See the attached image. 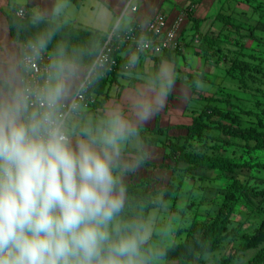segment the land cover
Segmentation results:
<instances>
[{
  "label": "clouds",
  "instance_id": "1",
  "mask_svg": "<svg viewBox=\"0 0 264 264\" xmlns=\"http://www.w3.org/2000/svg\"><path fill=\"white\" fill-rule=\"evenodd\" d=\"M65 7L57 0L52 16ZM43 19L38 12L32 22ZM55 32L30 41L27 59H40ZM79 73L57 46L42 83L12 75L0 90V264H150L151 225L122 217L121 174L139 167L123 162V150L136 124L152 117L153 101L132 100L135 121L114 107L80 123ZM162 74L170 88L167 68Z\"/></svg>",
  "mask_w": 264,
  "mask_h": 264
},
{
  "label": "trees",
  "instance_id": "2",
  "mask_svg": "<svg viewBox=\"0 0 264 264\" xmlns=\"http://www.w3.org/2000/svg\"><path fill=\"white\" fill-rule=\"evenodd\" d=\"M76 5H80L81 0H70ZM250 1V0H249ZM20 8H24L25 13L19 15ZM254 10L262 15L254 25L249 26L250 34L256 31L264 32V3L257 2ZM188 19L190 18L191 40L188 42L184 38V30L180 33L179 43L173 49L164 50L160 54L141 53L132 46L120 43L119 50L113 52L118 65L110 70L107 67L97 68L93 76L91 93L95 96V102L89 105V111L102 113L108 98V89L111 83L119 75V70L128 61L123 58V51H130L139 54L159 56L161 59L174 61L183 52V48L191 42L198 41L196 51L202 56L204 62L213 56L219 49L218 35L214 36L208 32L202 33L201 20L195 16L196 6L190 3L182 9ZM35 12L31 6L14 5L8 12L10 31L17 43L21 47V54L25 52L26 46L34 38L49 29H56L55 35L47 46V52L52 58L57 46H62L69 57L77 64L90 67L99 54L104 42L108 38L109 32L82 26L63 21L60 18L44 17L39 23H33ZM215 19L221 21L227 27H236L233 17L229 13L218 12ZM120 31V30H119ZM189 31V30H187ZM229 36L225 33L224 37ZM230 40L232 37L229 36ZM185 40V41H184ZM187 41V42H186ZM230 67L228 72L238 76V80L243 84L248 82V78L260 72L264 75V59L252 61L243 58L242 53H233L227 57ZM181 81L187 84L195 98L200 102L198 109L192 110L193 122L188 127L187 134L182 138H176L168 134V128L161 127L159 120L152 129L137 130L141 135L142 144L151 146H162L165 149L164 161L150 162L142 149L131 150L144 164L151 165L155 170L171 171L169 181L155 187L152 183L154 178H143L139 183L122 181L126 189V200L122 217L125 220L142 219L149 220L153 209H161L169 201L177 188L182 185L183 177L189 174L190 169H211L217 170L229 176V185L225 190L222 202L218 210L212 215H204L192 218L189 225L184 229L185 236L180 241L167 245H160L150 237L149 247L152 249V257L164 260L165 264H204L206 254L217 251L223 240L230 235L229 225L234 212L241 201L246 199L252 206L256 207L263 218L252 234L244 235L245 243L241 250L257 248L264 243V188L260 189L258 184L250 180H242L238 177L239 168L248 167L250 163H241L237 159L226 153V149L234 143L232 138L245 141L250 147V141L254 142V147H264V120L258 118L255 111L243 109L239 104L233 103L229 95L219 98L214 94H206L197 87L199 82H211L208 73L201 70L195 73L182 71ZM5 87V82L0 81ZM264 93V91H263ZM220 102H223L221 104ZM80 110L78 111V113ZM255 115L257 122L251 121L246 116ZM161 136L165 138L162 139ZM170 162H166L165 160ZM191 169V170H192ZM182 175V176H181ZM181 176L177 181V177ZM179 228L177 234L181 233ZM163 253V255H159ZM219 264H233L230 256L221 258ZM241 264H264V248H261L249 261Z\"/></svg>",
  "mask_w": 264,
  "mask_h": 264
},
{
  "label": "rangeland",
  "instance_id": "3",
  "mask_svg": "<svg viewBox=\"0 0 264 264\" xmlns=\"http://www.w3.org/2000/svg\"><path fill=\"white\" fill-rule=\"evenodd\" d=\"M258 1L264 3V0H192V3L196 6L195 13L203 20L202 33L208 32L222 39L219 40L217 52L205 63L211 82H201V90L219 98L229 95L233 103L239 104L243 109L255 111L258 118L264 120V75L257 72L248 78L246 84H243L238 80L237 74L232 75L228 72L230 64L227 59L238 52L242 53L243 58H249L252 61L264 59V32L256 31L252 35L248 28L262 17L253 8ZM69 3L75 12L81 9L72 2ZM199 9L203 11L200 14H198ZM80 12L92 17L96 15L87 8H82ZM218 12L231 14L237 26L227 27L215 19ZM185 25L183 30L186 27L185 30L191 33L190 18ZM225 33L234 40H230L229 36L224 37ZM194 43L197 45L198 41L194 40ZM220 103L224 105L223 102ZM246 118L254 120L253 123L257 122L255 115L246 116ZM232 141L234 143L226 149V153L241 163H250L248 167L238 169V177L258 184L260 189L264 188V147H254L253 141L249 142L250 147H247L245 141L241 139L232 138ZM191 169L187 171L189 174L187 177L181 175L182 185L177 188L173 197L161 209L151 211L148 221L151 225V237L155 236L152 242L167 245L180 241L185 236L184 229L193 217L212 215L218 210L231 174L211 169ZM154 175L152 184L159 187L169 181L171 171L159 170ZM181 176H178L176 181ZM262 218V214L256 207L246 199H241L229 225L230 235L223 240L217 251L206 254L204 264H219L221 258L225 256H230L233 264L249 261L261 248H264V243L257 248L245 250L240 248L245 243L244 235L252 234ZM179 228L182 232L177 234ZM150 264H165V261L152 257Z\"/></svg>",
  "mask_w": 264,
  "mask_h": 264
},
{
  "label": "crops",
  "instance_id": "4",
  "mask_svg": "<svg viewBox=\"0 0 264 264\" xmlns=\"http://www.w3.org/2000/svg\"><path fill=\"white\" fill-rule=\"evenodd\" d=\"M56 2L57 0H0V81L5 82L12 75L17 78L18 82L22 81L23 78L21 47L11 34L8 12L11 11L14 5L28 4L35 14L39 12L44 17L54 18L52 16V9ZM69 2L71 1L63 0L66 7L55 18H60L76 26L109 32L117 24L127 0H81L80 5L75 4L79 6L77 8H87L88 11L96 14L93 17L81 13V9L75 12L74 9H71ZM191 2L192 0H134V3L139 8V16L150 17L161 11L168 16L170 23H173L177 15L182 12V9ZM201 12L203 11L200 10L198 14ZM195 15L200 17L196 13ZM136 16L137 14L128 11L122 17L119 28L121 30L127 29ZM184 26L186 25L184 24ZM185 29L184 36L188 35L186 40L189 42L192 35L190 31ZM194 44V42H191V44L184 46L182 54L178 55L174 61L161 59L158 62L159 56L123 51L121 55L131 64V68L128 71L119 73V76L109 86L108 98L102 113L89 111V106H83L75 118L80 123L89 121L95 123L109 109L119 107L130 120L135 121L132 100L134 98L148 99L153 101L155 111L146 123L141 122L136 124L137 130L152 129L157 120H159L161 127L168 128L167 132L170 136L176 138L184 137L188 132L189 125L193 122L192 110L198 109L200 102L193 96L191 88L181 81V72L189 71L195 73L204 69L207 72L204 59L196 51ZM78 66L80 73L77 84L87 70L86 65L78 64ZM164 68H167L168 76L172 79L170 88L166 87L167 77L162 74V69ZM200 83L197 84V87L201 89ZM162 87L165 88L164 95L161 97V103L156 104V97L160 95ZM4 89L5 86L0 82V90ZM161 138L164 139L165 137L161 136ZM140 149L144 151L146 159L150 162L164 161L165 149L159 145L142 144L141 135L138 133L136 136L131 137L125 145L123 162L131 164L139 161L137 155L131 152V150ZM165 161L170 162L168 159ZM155 171L159 170H155L151 165L139 161V167L133 169H123L122 167L121 179L125 182L139 183L143 178H154ZM126 197L125 193V200Z\"/></svg>",
  "mask_w": 264,
  "mask_h": 264
},
{
  "label": "built area",
  "instance_id": "5",
  "mask_svg": "<svg viewBox=\"0 0 264 264\" xmlns=\"http://www.w3.org/2000/svg\"><path fill=\"white\" fill-rule=\"evenodd\" d=\"M128 11H132L137 16L127 29L121 30L119 23ZM138 12L139 8L134 3V0H127L117 24L109 31L108 38L104 42L94 63L90 67H87L85 74L77 84L79 90L75 98L79 105V110L83 106H89L95 102V96L91 93V86L96 69L107 67L113 70L117 67L118 62L113 56V52L119 50L120 43L130 45L138 52L149 54H160L164 50L173 49L178 45L180 33L187 20L185 12H180L173 23H170L168 16L161 11L150 17L139 16ZM24 13V8H20L18 14L23 15ZM29 55L30 49L29 45H27L21 57L23 69L22 81L38 85L43 82L46 76L47 66L51 57L47 50L41 54V58L38 60L27 59ZM130 68L131 64L127 62L122 65L119 73L128 71ZM80 85L83 87L80 88Z\"/></svg>",
  "mask_w": 264,
  "mask_h": 264
}]
</instances>
